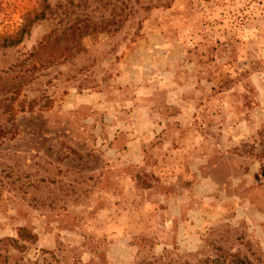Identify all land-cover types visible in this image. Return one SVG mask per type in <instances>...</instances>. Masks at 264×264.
<instances>
[{
    "label": "rangeland",
    "instance_id": "obj_1",
    "mask_svg": "<svg viewBox=\"0 0 264 264\" xmlns=\"http://www.w3.org/2000/svg\"><path fill=\"white\" fill-rule=\"evenodd\" d=\"M0 264H264V0H0Z\"/></svg>",
    "mask_w": 264,
    "mask_h": 264
},
{
    "label": "crops",
    "instance_id": "obj_2",
    "mask_svg": "<svg viewBox=\"0 0 264 264\" xmlns=\"http://www.w3.org/2000/svg\"><path fill=\"white\" fill-rule=\"evenodd\" d=\"M148 109V113L146 116H137L140 118H137V121L140 120L142 124L146 126L145 129L149 130V127H153L156 129V133H161L163 135L169 136L170 141H171V149L175 147L173 144L174 137H181L182 139V144H181V150L185 149H191L195 150L198 154H200V158H202L201 163L205 161V154L200 151V142L203 141L204 138V132L203 129H200L201 125H204V122L200 119L199 121H195L193 116L190 114V109H192L191 106L183 105L179 111H172L171 113L167 110H164V113H161L158 111V109H155L154 113V108H146ZM142 108V110L144 109ZM195 108V107H194ZM162 111V110H161ZM150 114H156L155 118H152ZM193 115V113H192ZM136 118V117H135ZM130 120V119H129ZM128 119L125 121H129ZM193 124L195 127L194 129H189L188 125ZM182 126V128H177V126ZM165 130V131H164ZM164 131V132H163ZM150 134V135H149ZM154 134V132H147L145 134H140L138 136L136 133L130 132L127 141V148L129 150L130 154H135L138 152V150H141V146L143 145L144 141H147L150 139V136ZM234 139H237L234 135ZM196 142V144H194ZM191 144L190 146L188 144ZM187 144V145H184ZM196 145V146H195ZM142 151V150H141ZM203 166V165H202ZM198 171H201V169L198 167ZM205 180L204 176H201L200 179H197V183H203Z\"/></svg>",
    "mask_w": 264,
    "mask_h": 264
},
{
    "label": "trees",
    "instance_id": "obj_3",
    "mask_svg": "<svg viewBox=\"0 0 264 264\" xmlns=\"http://www.w3.org/2000/svg\"><path fill=\"white\" fill-rule=\"evenodd\" d=\"M45 15L44 11H41L39 14L35 15L33 19H38V18H42ZM31 21V19L29 20ZM26 31V26L25 24L20 28V30L16 33V37H6L3 39L2 44L9 46V45H14L16 43L21 42L22 40V35L23 33ZM50 42H48L49 44ZM32 234H29L26 230L24 229H20V232L18 234V237L20 239H26L28 237H32Z\"/></svg>",
    "mask_w": 264,
    "mask_h": 264
}]
</instances>
